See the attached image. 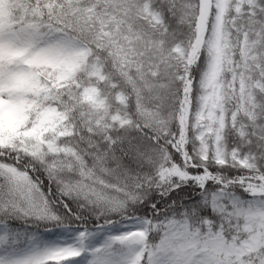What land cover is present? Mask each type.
<instances>
[{"label":"snow or ice","instance_id":"1","mask_svg":"<svg viewBox=\"0 0 264 264\" xmlns=\"http://www.w3.org/2000/svg\"><path fill=\"white\" fill-rule=\"evenodd\" d=\"M0 264H264V0H0Z\"/></svg>","mask_w":264,"mask_h":264}]
</instances>
